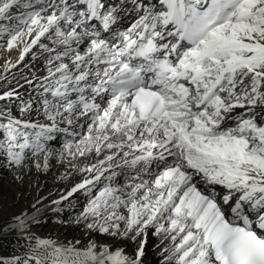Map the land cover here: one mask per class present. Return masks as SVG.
<instances>
[{
  "label": "snow or ice",
  "instance_id": "1",
  "mask_svg": "<svg viewBox=\"0 0 264 264\" xmlns=\"http://www.w3.org/2000/svg\"><path fill=\"white\" fill-rule=\"evenodd\" d=\"M0 264H264V0H0Z\"/></svg>",
  "mask_w": 264,
  "mask_h": 264
}]
</instances>
